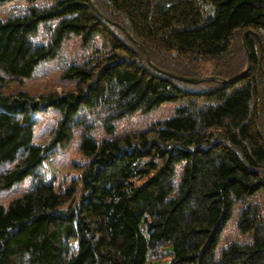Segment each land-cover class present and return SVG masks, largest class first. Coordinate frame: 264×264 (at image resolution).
Masks as SVG:
<instances>
[{
	"label": "trees",
	"instance_id": "1",
	"mask_svg": "<svg viewBox=\"0 0 264 264\" xmlns=\"http://www.w3.org/2000/svg\"><path fill=\"white\" fill-rule=\"evenodd\" d=\"M52 2L0 20V83L30 78L72 35L94 45L93 54L65 68L62 78L76 81L72 93L0 94V164L17 160L0 172V190L33 179L21 197L0 205V264H264V213L249 201L264 197V57L260 62L257 40L246 37L250 68L230 85L185 83L154 69L227 81L241 75L244 33L255 32L264 47V0H92L103 17L88 0ZM53 20L57 25L48 26ZM40 24L48 45L30 41ZM182 99L172 118L143 132L101 142L87 133L94 126L88 112L97 107L107 112L98 122L113 135L112 120ZM50 108L60 116L53 137L32 145L35 114ZM77 123L85 128L80 152L88 159L79 193L76 180L55 185L36 173ZM234 202L244 204L237 228L252 240L230 245L214 261Z\"/></svg>",
	"mask_w": 264,
	"mask_h": 264
},
{
	"label": "rangeland",
	"instance_id": "2",
	"mask_svg": "<svg viewBox=\"0 0 264 264\" xmlns=\"http://www.w3.org/2000/svg\"><path fill=\"white\" fill-rule=\"evenodd\" d=\"M52 4V0H7L5 3L0 4V20L5 21L11 17L22 16L31 5L47 8ZM57 22L58 20H53L48 26L55 27ZM30 41L34 45H48L51 38L46 27L42 24L38 25L35 33L30 36ZM93 46H82L80 38L74 35L66 38L61 43L56 55L38 64L30 78L0 83V94L10 96L24 92L36 98L50 94L64 95L74 92L76 81L63 79V72L71 62L79 63L89 59L93 54ZM186 102V99L165 102L147 112L137 109L122 118L114 119L112 120L114 125L113 135H108L103 125L98 122L107 112L102 107H97L95 110L88 112L87 118L89 121L94 122V126L90 127L87 133L95 142L128 136L132 133H140L159 122L172 118L176 108L185 105ZM198 104L202 106L204 103L199 101ZM59 117V114L51 108L37 112L35 114L36 122L33 126L31 144L46 145L53 137ZM83 132H85L84 125L77 123L69 134L68 142L62 146L58 145L55 151L36 168V173L42 175L44 179L54 181L55 185H70L76 180L78 182L77 193H79L78 179L88 164V159L83 157L80 152ZM16 162L17 160L3 162L0 164V172L11 168ZM182 168L183 165L181 164L176 167L174 176V185L176 186L179 182ZM32 183L33 179L29 175L23 180L14 183L10 188L0 190V205L7 207L12 200L21 197ZM249 201L258 203L264 213V197L262 195L252 197ZM242 208H244V204L240 202L233 203L230 216L218 234L217 243L212 253L214 261H219L222 251L230 245H247L251 242V235L242 234L237 228V219Z\"/></svg>",
	"mask_w": 264,
	"mask_h": 264
},
{
	"label": "water",
	"instance_id": "3",
	"mask_svg": "<svg viewBox=\"0 0 264 264\" xmlns=\"http://www.w3.org/2000/svg\"><path fill=\"white\" fill-rule=\"evenodd\" d=\"M88 2L90 3L91 5V8L94 10V12L100 16H102L100 14V12L98 11V9L93 5L92 3V0H88ZM103 17V16H102ZM105 21H109L108 19L104 18ZM112 23V22H111ZM113 25H116L118 26L119 28H121L125 33L126 31L124 30V28H122L121 26H119L118 24H115V23H112ZM127 37L133 41L135 44H137L130 36L128 33H126ZM248 35H251L253 37H255V39L257 40L258 44H259V48H260V62H261V59L262 57H264V47H263V44L260 40V37L253 31H247L244 33L243 37H242V46H243V49L246 53V66H245V69L244 71L241 73V75L237 76L236 78L232 79V80H223V79H220V78H216V77H205V78H196V77H184V76H180V75H176L172 72H168V71H164V70H161V69H158L156 67H154L150 61V58L148 56V54L146 53V51L142 48V46H140V48L142 49V52L144 53L145 57H146V60L147 62L152 66L154 67V69L156 71H158L159 73L163 74V75H166L168 77H171V78H174L176 80H179V81H182V82H185V83H190V84H195V83H200V82H203V81H208V80H216V81H221L222 83L226 84V85H230L234 82H236L237 80H239L241 77H243L249 70L250 68V64H251V55L247 49V46H246V37Z\"/></svg>",
	"mask_w": 264,
	"mask_h": 264
}]
</instances>
